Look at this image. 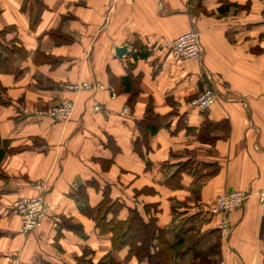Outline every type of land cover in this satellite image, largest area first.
<instances>
[{
    "label": "crops",
    "instance_id": "obj_1",
    "mask_svg": "<svg viewBox=\"0 0 264 264\" xmlns=\"http://www.w3.org/2000/svg\"><path fill=\"white\" fill-rule=\"evenodd\" d=\"M42 4L32 26L35 0H0V31L27 51L20 73L0 72V137L8 142L0 264H101L110 255L116 264H142L128 248L114 251L90 215L107 188L124 205L119 221L130 209L156 220L172 245L171 264H264V0ZM191 29L201 36V60L181 62L161 47ZM128 75L138 78L133 103L121 82ZM83 82L105 89L69 90ZM208 86L218 103L204 112L190 107ZM64 100L75 103L70 122L43 114ZM150 108L164 127L144 142L139 124ZM37 184L49 211L22 235L13 205L35 196ZM228 191L248 199L221 240L208 210Z\"/></svg>",
    "mask_w": 264,
    "mask_h": 264
},
{
    "label": "trees",
    "instance_id": "obj_2",
    "mask_svg": "<svg viewBox=\"0 0 264 264\" xmlns=\"http://www.w3.org/2000/svg\"><path fill=\"white\" fill-rule=\"evenodd\" d=\"M37 12H32V26H35L44 10L42 0H35ZM226 7L220 8L222 14L226 12ZM8 30L0 31V72L20 73L19 63L27 58V51L16 42H6ZM145 56V55H143ZM142 56V57H143ZM138 79V78H137ZM137 79L132 75L122 79V87L127 93H131V103L139 93L136 86ZM160 116L156 115L153 109H148L145 119L139 124L143 132L144 142L147 135L154 136L164 127ZM206 124V127H210ZM202 141L208 140L204 133ZM141 143H135V150L140 152ZM8 152V142L0 137V163L4 155ZM124 205L118 201H112L109 189L104 191V199L93 213L96 228L100 235H111L114 251L129 249L130 257H135L142 264H171L172 245L165 239L164 231L159 229L154 218L146 221L137 210L130 209L129 217L125 221L117 219L119 212ZM112 216V218H110ZM101 264H116V261L109 257L108 262Z\"/></svg>",
    "mask_w": 264,
    "mask_h": 264
},
{
    "label": "built area",
    "instance_id": "obj_3",
    "mask_svg": "<svg viewBox=\"0 0 264 264\" xmlns=\"http://www.w3.org/2000/svg\"><path fill=\"white\" fill-rule=\"evenodd\" d=\"M132 1V0H127ZM161 47L170 52L178 61L191 62L199 61L203 56V48L201 44V36L198 30L191 29L189 32L179 36L173 41H164ZM105 87L100 83L83 82L71 84L69 90L74 93L84 91H98ZM112 98L117 97L115 90L110 89ZM219 101L218 91L214 86H208L203 93L190 103V107L198 109L202 112L209 110ZM102 110L100 106H95L93 111L98 113ZM75 111V103L71 100H64L59 105L43 114L50 117L58 123L70 122ZM128 113L129 110H125ZM36 195L31 198H23L14 203V212L21 219L20 233L29 235L38 230L44 218L49 211V205L46 200V188L44 184L35 186ZM264 197V194L263 196ZM248 197L239 191H228L219 195L215 202L209 207L208 213L216 219L217 230L221 240H227L232 232L230 225V215L241 208L247 201ZM224 264V262H221Z\"/></svg>",
    "mask_w": 264,
    "mask_h": 264
},
{
    "label": "water",
    "instance_id": "obj_4",
    "mask_svg": "<svg viewBox=\"0 0 264 264\" xmlns=\"http://www.w3.org/2000/svg\"><path fill=\"white\" fill-rule=\"evenodd\" d=\"M126 52H127L126 48H121L117 50L118 56H124Z\"/></svg>",
    "mask_w": 264,
    "mask_h": 264
}]
</instances>
